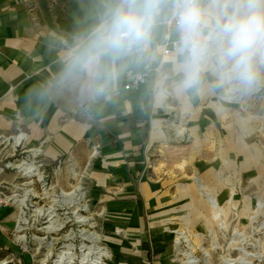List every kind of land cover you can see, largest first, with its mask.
Segmentation results:
<instances>
[{"label": "rangeland", "instance_id": "374dc122", "mask_svg": "<svg viewBox=\"0 0 264 264\" xmlns=\"http://www.w3.org/2000/svg\"><path fill=\"white\" fill-rule=\"evenodd\" d=\"M170 79L171 109L143 115L137 144L106 133L41 163L0 135V264L66 251L73 264H264V86L226 96L210 75L199 92Z\"/></svg>", "mask_w": 264, "mask_h": 264}, {"label": "crops", "instance_id": "0c3cea01", "mask_svg": "<svg viewBox=\"0 0 264 264\" xmlns=\"http://www.w3.org/2000/svg\"><path fill=\"white\" fill-rule=\"evenodd\" d=\"M102 10L103 0H0V135H25L21 144L38 150L41 163L106 133L133 135L128 142L137 144L147 134L143 115L156 107L171 109L164 104V86L177 73L176 55L163 54L167 9L147 48L119 62V77L107 98L89 100L79 84L59 82L62 56L77 36L98 23ZM144 69L146 82L124 89ZM160 126L155 119L153 132Z\"/></svg>", "mask_w": 264, "mask_h": 264}, {"label": "clouds", "instance_id": "9594fccd", "mask_svg": "<svg viewBox=\"0 0 264 264\" xmlns=\"http://www.w3.org/2000/svg\"><path fill=\"white\" fill-rule=\"evenodd\" d=\"M176 33L177 90L211 87L226 96L264 86V0H103L98 23L62 56L58 80L89 100L107 98L118 64L150 43L163 10Z\"/></svg>", "mask_w": 264, "mask_h": 264}, {"label": "built area", "instance_id": "2783aa9c", "mask_svg": "<svg viewBox=\"0 0 264 264\" xmlns=\"http://www.w3.org/2000/svg\"><path fill=\"white\" fill-rule=\"evenodd\" d=\"M163 24L167 31L168 40L163 48V54L165 56H173L176 55L175 52V42H176V33L174 28V21L172 20L171 13L170 15L163 21ZM149 76V72L147 69L137 71L132 75L131 80H129L125 86L124 89L131 90L139 85L146 82L147 78ZM8 203L7 196L0 191V208L5 207Z\"/></svg>", "mask_w": 264, "mask_h": 264}, {"label": "bare ground", "instance_id": "6f19581e", "mask_svg": "<svg viewBox=\"0 0 264 264\" xmlns=\"http://www.w3.org/2000/svg\"><path fill=\"white\" fill-rule=\"evenodd\" d=\"M25 135H19V136H16L14 137V140H15V146H18L21 144V141L22 139L24 138ZM36 153H38V150L36 151ZM15 167L21 169L25 174H32V175H36L38 172H37V169L35 166L33 165H29L28 163L24 162L22 164H19V165H15ZM28 194V193H27ZM26 201H27V198H23L20 200L21 202V205H22V217H21V222L22 223H26V219H25V209L26 208ZM20 205V206H21ZM52 215H54V210H51L50 211ZM71 252L69 251H66L61 257H60V260L58 261L57 264H60L61 262H66L68 264H73V258L71 256ZM91 264H97V263H91Z\"/></svg>", "mask_w": 264, "mask_h": 264}]
</instances>
